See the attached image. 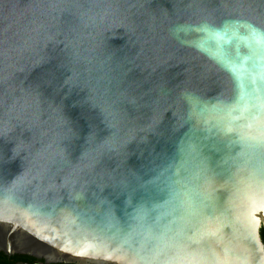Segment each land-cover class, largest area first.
I'll list each match as a JSON object with an SVG mask.
<instances>
[{
  "label": "water",
  "instance_id": "obj_1",
  "mask_svg": "<svg viewBox=\"0 0 264 264\" xmlns=\"http://www.w3.org/2000/svg\"><path fill=\"white\" fill-rule=\"evenodd\" d=\"M264 0H0V252L264 264Z\"/></svg>",
  "mask_w": 264,
  "mask_h": 264
},
{
  "label": "trees",
  "instance_id": "obj_2",
  "mask_svg": "<svg viewBox=\"0 0 264 264\" xmlns=\"http://www.w3.org/2000/svg\"><path fill=\"white\" fill-rule=\"evenodd\" d=\"M260 236L261 239L264 243V227L261 228L260 230ZM18 261H24L26 263H32L35 261V259L27 256H22V255H14L11 257H7L4 253L0 252V264H15Z\"/></svg>",
  "mask_w": 264,
  "mask_h": 264
},
{
  "label": "snow or ice",
  "instance_id": "obj_3",
  "mask_svg": "<svg viewBox=\"0 0 264 264\" xmlns=\"http://www.w3.org/2000/svg\"><path fill=\"white\" fill-rule=\"evenodd\" d=\"M251 36L256 40L257 43H261V41L264 40V34L259 33L257 30H252Z\"/></svg>",
  "mask_w": 264,
  "mask_h": 264
},
{
  "label": "flooded vegetation",
  "instance_id": "obj_4",
  "mask_svg": "<svg viewBox=\"0 0 264 264\" xmlns=\"http://www.w3.org/2000/svg\"><path fill=\"white\" fill-rule=\"evenodd\" d=\"M15 264H44L42 261H33L32 263H26L24 261H18L17 263Z\"/></svg>",
  "mask_w": 264,
  "mask_h": 264
}]
</instances>
